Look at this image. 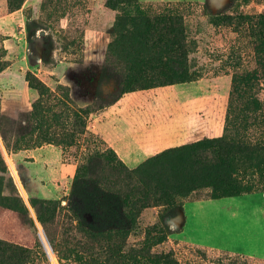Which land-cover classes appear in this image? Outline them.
<instances>
[{
	"label": "rangeland",
	"instance_id": "1",
	"mask_svg": "<svg viewBox=\"0 0 264 264\" xmlns=\"http://www.w3.org/2000/svg\"><path fill=\"white\" fill-rule=\"evenodd\" d=\"M231 1L140 0V11L147 15L157 14L166 5L191 4L184 20L189 42L187 63L182 65L186 79L129 93L111 104L124 68L145 63L121 61L122 47L132 53L134 44L125 33L112 35L118 14L104 6L105 0H0V131L10 143L6 148L0 134V198H18L33 224L28 227L22 216L0 209V243L29 249L27 264H134L130 249L138 246L144 229L165 212L170 217L164 224L171 234L156 251H172L179 264H264V172L250 178L253 193L201 200L210 194L208 190L182 198L175 195L179 177L191 180L196 175L194 166L171 170L165 183L160 180L163 186L152 188L160 192L164 187L166 192L161 191L150 208L138 213L136 227L110 236L79 230L67 210L73 178L55 182L58 154L61 163L75 167V173L94 152L105 153L112 167L120 163L129 171L162 150L221 136L214 131L224 118L232 76L257 69L256 26L250 36L245 25L237 27L233 20L250 16L256 22L264 16V0L232 7ZM224 12L233 24L210 21V15ZM260 74L254 94L262 101L264 73ZM35 82L49 92L39 98L32 89ZM88 107L93 109L86 114ZM79 109L85 114L76 120L73 113ZM101 118L95 131L93 126ZM258 129L249 131L252 141L260 138ZM102 132L107 141L114 140L124 162L117 155L114 162L106 154L111 148L100 138ZM15 136L20 142L12 147ZM43 146L58 151L37 153L32 165L27 154ZM23 166L34 170L45 186L35 188ZM95 170L102 183L116 186L119 182L123 189L127 185L123 174L118 179L108 170L96 175ZM234 178L243 183V172L234 171ZM84 193L89 195V190ZM34 199L56 200L57 205L46 210L32 206ZM85 199L78 207L83 213L92 205ZM105 214L106 226L124 228L120 215ZM89 224L93 229L104 225L101 220ZM137 259L138 264H147Z\"/></svg>",
	"mask_w": 264,
	"mask_h": 264
},
{
	"label": "trees",
	"instance_id": "2",
	"mask_svg": "<svg viewBox=\"0 0 264 264\" xmlns=\"http://www.w3.org/2000/svg\"><path fill=\"white\" fill-rule=\"evenodd\" d=\"M248 1L232 0L230 6L236 3L245 5ZM139 3L140 0H105L104 6L118 14L112 27V35L119 33L121 36L125 33L134 44L132 53L122 47L118 55L121 61L140 59L145 63L143 66L124 68L122 81L111 104L117 103L126 94L173 86L184 83L186 79L185 66L182 65L187 63L189 42L184 20L191 4L180 2L166 5L157 14L147 15L141 13ZM209 18L215 25H231L233 21L237 27L245 25L250 36L253 35L254 26L257 31L253 40L257 69L232 76L222 135L162 150L129 171L120 163L112 167L105 153L94 152L88 155L73 177L74 189L70 193L71 200L67 208L68 212L74 216L79 230L97 236H110L114 233L133 230L136 227L138 213L150 208L151 201L158 200L161 191L166 192L164 187L160 189V192L152 188L163 186L160 180H164L165 183L170 175L169 171L175 169L178 171L187 164L194 166L197 173L191 180L185 176L184 178L179 177L180 186L175 195L180 198L200 190L210 192L201 200H216L253 193L254 186L250 183V178L256 175L260 177L259 174L264 172V99L259 101L254 94L258 77L260 73H264L262 66L264 16L256 22L250 16H239L232 21L225 15V12L217 16L210 15ZM122 44L125 45L126 41ZM110 52L115 55L114 49ZM32 89L38 91L39 98L49 92L39 82H35ZM67 103L69 104L70 101L67 100ZM91 106L101 109L96 105ZM92 107H88V112L85 110V113L89 114ZM82 113L84 110L79 109L73 115L76 120H79L78 115ZM34 120L38 123L37 118ZM253 127L259 128L260 138L255 141H252L249 136V131ZM0 134L5 147L9 148L10 143L6 136L1 131ZM19 142V137L15 136L12 147H17ZM106 154L115 162L116 154L113 150H107ZM94 169H96L95 175L96 171L102 173L108 170L118 179L123 174L127 185L123 189L119 186V182L116 186L102 183L94 176ZM234 171L243 172V183L234 178ZM244 179L247 180L244 181ZM153 181L156 184L150 187ZM88 190L89 195H85L84 192ZM85 198L90 199L92 205L83 213L78 207ZM127 199L130 200L127 202ZM31 204L48 210L56 206L57 202L56 200L34 199L31 200ZM126 208L128 213L125 211ZM0 209L22 216L24 224L33 227L27 207L18 198H0ZM105 212L120 215L124 228L106 226ZM37 217L43 224L42 217L39 214ZM167 217H170L168 213L161 212L157 216L156 224L144 229L143 240L129 252L130 256L135 259L134 264H138L137 258L144 259L147 264H179L172 251H156L171 234L164 224V219ZM87 218H90V221L101 220L104 225L93 229ZM47 238L51 240L48 236ZM30 255V250L27 248L5 241L0 243V258L4 260L2 263L27 264Z\"/></svg>",
	"mask_w": 264,
	"mask_h": 264
},
{
	"label": "crops",
	"instance_id": "3",
	"mask_svg": "<svg viewBox=\"0 0 264 264\" xmlns=\"http://www.w3.org/2000/svg\"><path fill=\"white\" fill-rule=\"evenodd\" d=\"M103 118H101L100 120H98L95 125L93 126L95 131H97V124L98 122L102 121ZM224 122H225V114H224V118L221 119V122L220 124L218 125V129L216 128V130L214 132L219 133H223V128H224ZM106 133H100L99 136L100 138L103 139V141L108 145L109 148L113 149L114 152L116 153V155L122 159V156L120 155L118 149H116L114 146H116V143L114 142V140L112 139H106ZM222 135V134H221ZM220 137V136H219ZM50 152V151H58L57 148L53 147V146H43V147H40L38 149H35V150H32L30 151L28 154H27V158L31 161V164H36V161H37V156L36 154L39 153V152ZM60 159V155L58 154V178L55 182L59 181V180H65V179H68V178H73L74 174H75V167L71 164H66V163H61L59 161ZM123 161V159H122ZM124 162V161H123ZM25 167V169L27 170V176L31 178V182L34 184L35 188H37L38 185H44L43 184V181L39 180V176L38 174L35 172L34 173V170L32 171V169L29 167L27 168V166H23ZM36 171V170H35ZM45 186V185H44ZM37 191V190H35ZM18 215V214H17Z\"/></svg>",
	"mask_w": 264,
	"mask_h": 264
},
{
	"label": "water",
	"instance_id": "4",
	"mask_svg": "<svg viewBox=\"0 0 264 264\" xmlns=\"http://www.w3.org/2000/svg\"><path fill=\"white\" fill-rule=\"evenodd\" d=\"M40 241H41L42 247H43L44 250L46 251V247H45V245L43 244L42 240H40Z\"/></svg>",
	"mask_w": 264,
	"mask_h": 264
}]
</instances>
